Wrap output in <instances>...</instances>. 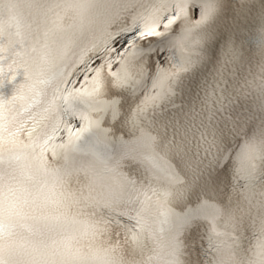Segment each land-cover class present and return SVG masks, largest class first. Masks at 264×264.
Segmentation results:
<instances>
[{"label":"snow or ice","instance_id":"obj_1","mask_svg":"<svg viewBox=\"0 0 264 264\" xmlns=\"http://www.w3.org/2000/svg\"><path fill=\"white\" fill-rule=\"evenodd\" d=\"M254 57L259 82L244 76ZM251 88L264 96V0H0L7 108L49 141L91 137L123 203L196 252L202 230L212 243L251 223L264 190Z\"/></svg>","mask_w":264,"mask_h":264},{"label":"clouds","instance_id":"obj_2","mask_svg":"<svg viewBox=\"0 0 264 264\" xmlns=\"http://www.w3.org/2000/svg\"><path fill=\"white\" fill-rule=\"evenodd\" d=\"M8 103V101H6V100H0V105H4V104H7Z\"/></svg>","mask_w":264,"mask_h":264}]
</instances>
